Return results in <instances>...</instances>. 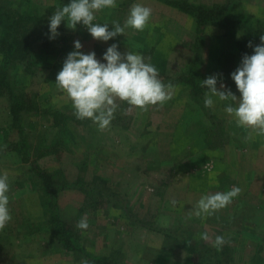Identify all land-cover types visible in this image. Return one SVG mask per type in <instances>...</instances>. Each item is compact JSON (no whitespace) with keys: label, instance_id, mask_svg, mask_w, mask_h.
<instances>
[{"label":"rangeland","instance_id":"rangeland-1","mask_svg":"<svg viewBox=\"0 0 264 264\" xmlns=\"http://www.w3.org/2000/svg\"><path fill=\"white\" fill-rule=\"evenodd\" d=\"M154 1L168 9L142 0L152 9L148 26L142 32L127 28L105 43L93 40L83 25L73 31L66 22L49 39V18L70 0H0V9L19 26L28 23L31 45L24 63L14 61L8 74L25 105L31 100L18 122L0 90V174L8 173L12 216L0 231V264H201L206 253L218 264H264V138L245 143L246 131L223 111L227 102L214 98V108H206L200 87L219 74L217 87L223 82L239 97L230 74L244 54H253L248 43L260 44L264 0ZM172 2L192 13L167 4ZM134 3L116 0L115 8L96 13L94 23L107 22L110 31L114 20L123 26ZM193 7L212 10L199 38ZM77 40L84 54L94 51L102 63L112 44L122 54L142 55L163 83L174 85L172 99L143 114L133 109L125 115L122 104L103 132L90 120H77L55 86ZM190 72L195 90L180 80ZM32 164L46 174L59 170L69 183L83 180L90 189L55 197L60 220L78 238V252L52 239L51 214ZM233 186L242 191L229 206L212 217L188 219L201 196ZM85 215L89 227L80 230L76 224ZM205 232L208 241L199 238ZM216 236L228 243L218 249Z\"/></svg>","mask_w":264,"mask_h":264},{"label":"clouds","instance_id":"clouds-1","mask_svg":"<svg viewBox=\"0 0 264 264\" xmlns=\"http://www.w3.org/2000/svg\"><path fill=\"white\" fill-rule=\"evenodd\" d=\"M116 7V0H70L67 6L57 8L49 18V39H55L57 29L62 22L73 31L77 25H83L93 40L108 42L125 34L127 28L142 32L149 24L152 9L140 3H134L123 24L112 21L109 30L107 22H95L96 13ZM260 44L253 46L250 41L247 47L253 50L252 55L244 54L239 66L230 74L239 97L221 82L217 87L219 74H214L201 81L204 92V106L212 109L219 102H227L223 111L234 120L238 129L246 131L244 142L249 143L256 137L264 138V34L260 35ZM75 50L70 52L57 73L55 86L71 104L73 116L77 120H90L99 131L110 128L115 113L122 104L128 112L136 109L139 114L150 108H163L172 99L174 85L165 84L159 78L158 69L145 58L130 50L118 51V44H112L103 54V63L96 58L95 52L84 54L79 40L74 42ZM217 98V99H214ZM6 147V146H5ZM8 173L0 174V231H3L12 220L9 209ZM239 187L233 186L226 192H216L201 196L188 212V219L208 218L229 206L241 193ZM175 204V201L172 202ZM80 230L89 227L87 216L76 224ZM201 240L210 239L208 233H202ZM228 241L223 236H216L214 246L218 249ZM81 264H88L82 260Z\"/></svg>","mask_w":264,"mask_h":264},{"label":"trees","instance_id":"trees-1","mask_svg":"<svg viewBox=\"0 0 264 264\" xmlns=\"http://www.w3.org/2000/svg\"><path fill=\"white\" fill-rule=\"evenodd\" d=\"M170 6H173L179 10H182L187 13H192L191 10L183 9L178 3H167ZM189 8L190 6L187 5ZM197 12V37H200L202 33V28L206 21L211 19L212 10L205 9L203 7H193ZM19 20L15 19V16L10 12H3L0 9V52L2 54V59L0 62V90L5 92V96L8 101V107L11 117H13V122H18L22 117V112H28L29 105L31 100L27 101L28 105L22 101L24 96L23 94H17V88L9 82V70L14 64V61L19 63H24V60L29 56L26 55L30 51L31 45L29 42V37L26 33L29 31L28 23L22 25L18 23ZM42 49V48H41ZM46 49L45 51H47ZM191 72H194V66L190 67ZM191 72L189 76H184L180 80L184 81L186 84L193 86L195 90L196 85L194 86L195 80L191 77ZM22 101V102H21ZM57 113V112H54ZM52 113V114H54ZM31 172H33L38 179H40L43 186V196L46 200L44 207L46 210L50 211L51 218L48 219V225L51 230L52 239L69 251L78 252L81 250L75 243L78 241V238L75 234L70 232V227L60 220L58 214V207L56 204V195L59 191L78 189L80 191L90 192V189L87 190V185L83 180H75L73 183H69L66 179L62 178V173L58 171L49 172V174L44 173L42 169H39L35 165H31ZM91 193V192H90ZM99 198L100 195H99ZM189 252L195 255L196 251H193L194 247L189 246ZM92 260H98L96 257H93ZM97 262V261H96ZM201 264H218L216 256L210 257L207 253L204 256L203 260H199Z\"/></svg>","mask_w":264,"mask_h":264},{"label":"crops","instance_id":"crops-1","mask_svg":"<svg viewBox=\"0 0 264 264\" xmlns=\"http://www.w3.org/2000/svg\"><path fill=\"white\" fill-rule=\"evenodd\" d=\"M130 1H137V3H139V2H141L142 0H130ZM144 1H147L149 4H152L153 6H155L156 8L159 6V8H165V9H168V6L166 7V6H164V5H161L160 3H159V5L158 4H156L155 3V1L154 0H144ZM129 9L130 8H128V11H129ZM183 16V18L184 19H186V17H185V15H182ZM187 29V28H186ZM174 29H172V31H173ZM188 30H190L189 28H188ZM187 32H189V31H187ZM192 32V29L190 30V32L189 33H191ZM170 34L172 33V32H169Z\"/></svg>","mask_w":264,"mask_h":264}]
</instances>
